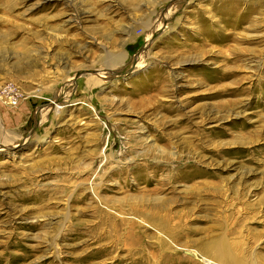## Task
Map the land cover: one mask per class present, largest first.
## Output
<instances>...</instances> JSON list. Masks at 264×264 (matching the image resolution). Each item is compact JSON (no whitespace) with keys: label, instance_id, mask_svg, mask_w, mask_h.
Segmentation results:
<instances>
[{"label":"rangeland","instance_id":"obj_1","mask_svg":"<svg viewBox=\"0 0 264 264\" xmlns=\"http://www.w3.org/2000/svg\"><path fill=\"white\" fill-rule=\"evenodd\" d=\"M252 263L264 0H0V264Z\"/></svg>","mask_w":264,"mask_h":264},{"label":"bare ground","instance_id":"obj_2","mask_svg":"<svg viewBox=\"0 0 264 264\" xmlns=\"http://www.w3.org/2000/svg\"><path fill=\"white\" fill-rule=\"evenodd\" d=\"M208 243H209V241H208ZM209 245L213 246L215 249H217V253L220 257L227 259V261H229L231 263V260H233L232 256H231L232 254L230 255V251L226 247H224L222 245H218L217 240L210 242ZM252 264H254V263H252Z\"/></svg>","mask_w":264,"mask_h":264},{"label":"built area","instance_id":"obj_3","mask_svg":"<svg viewBox=\"0 0 264 264\" xmlns=\"http://www.w3.org/2000/svg\"><path fill=\"white\" fill-rule=\"evenodd\" d=\"M12 103H14V104H15L16 102L14 101V102H12Z\"/></svg>","mask_w":264,"mask_h":264}]
</instances>
